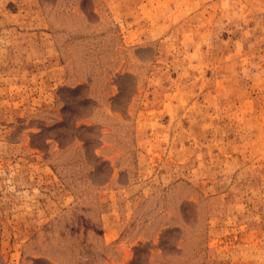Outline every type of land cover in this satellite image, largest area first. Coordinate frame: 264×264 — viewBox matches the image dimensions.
Here are the masks:
<instances>
[{
    "label": "rangeland",
    "instance_id": "obj_1",
    "mask_svg": "<svg viewBox=\"0 0 264 264\" xmlns=\"http://www.w3.org/2000/svg\"><path fill=\"white\" fill-rule=\"evenodd\" d=\"M0 264H264V0H0Z\"/></svg>",
    "mask_w": 264,
    "mask_h": 264
}]
</instances>
